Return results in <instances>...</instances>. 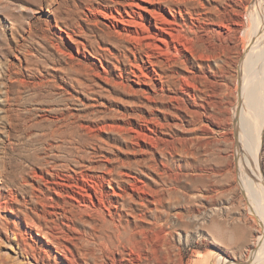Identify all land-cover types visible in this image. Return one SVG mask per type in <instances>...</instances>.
<instances>
[{
	"label": "bare ground",
	"instance_id": "obj_1",
	"mask_svg": "<svg viewBox=\"0 0 264 264\" xmlns=\"http://www.w3.org/2000/svg\"><path fill=\"white\" fill-rule=\"evenodd\" d=\"M238 1L111 0L112 4L105 7L87 1L90 6L87 3L85 5V20L93 22L99 15L108 19L104 38L115 47L102 46L100 40L93 44L91 40L86 42L80 37L76 38L74 30V34L67 35L73 43L68 51L53 43L55 50L65 58V64L71 72V82L68 84L58 80L56 74H52V79L48 81V78L44 80L43 75L40 77L41 83H33L32 87L39 88L50 82L55 93L75 99L86 107L88 100L83 94L97 87L93 83L95 80H103L110 86H121L124 92L127 89L125 87H128L126 83L131 80L128 92L135 94V85L146 101H154V95L160 94L169 100V104L166 102L163 106L170 107V103L174 106L173 103H178L182 94H185L195 106L193 110L188 109L192 116L195 114L196 117L212 119L215 117L214 110L219 106L216 107L212 100L218 94L216 80L222 72L225 73L223 69L230 62L231 41L243 33L247 42H243L241 78L236 87L240 95L233 116L237 130L235 144L240 152L237 151V156L241 157L242 151L245 154L244 158H239L244 171L247 168L251 172L245 171L242 181H247L243 183H246L253 197V207L264 221V178L260 172L261 140L264 134V0H255V7L248 15H244L236 6ZM74 2L78 10V0ZM246 16L248 23L253 22V27L248 24L249 28H245ZM76 29L80 34L86 31L80 21L76 22ZM2 41L0 38V44H3ZM2 51V56H5ZM89 55L98 61L92 60ZM106 57L114 60L111 68L104 61ZM128 79L129 82H126ZM27 82L24 78L18 79L19 87H27ZM76 83L81 86L83 94L76 92ZM10 87H4L6 99L11 92ZM185 106L182 110L186 109ZM49 109L45 108L37 117L53 121L55 126L69 119L70 122L64 123L77 131L79 139L106 144L101 137L99 124L79 119V111L75 112L68 106L62 110ZM121 114L126 115L124 111ZM143 116H139L140 121L136 120V123L128 122L130 117L127 115L128 120L123 124L116 121L103 123L102 126L117 133L126 143L127 152L132 153L136 161L131 157V161L116 160L110 156L119 152L107 154L106 151L100 158L82 156L73 166L65 163L62 168L57 167V161L50 164L42 155L38 162H29L26 169L18 167V184L12 179L0 180V247L6 242L18 255L17 260L8 261L0 253V264H151L152 259L156 260V257L153 258L154 246L166 234V222H162V214L168 199L167 193L170 195L179 189L181 172L199 160L198 149L202 141L195 143L193 139L185 144L188 138L181 136L183 133L180 132V136L186 140L182 142L183 138H174L175 133L169 132L179 127V123L166 122L167 117L164 120ZM196 120L192 118L186 121L189 131L196 130ZM0 127L5 125L2 127L0 124ZM6 132L9 136L10 131ZM173 139H176L177 145ZM96 152L101 150L94 148L91 153ZM178 156L180 160L176 159ZM171 183L174 186H169L168 190L166 185ZM180 218L178 214L177 219ZM33 231L44 240L38 239ZM258 240L257 246L250 250L249 260L245 263L226 261V264H264V234ZM51 255H54L53 261ZM217 264L224 263L218 261Z\"/></svg>",
	"mask_w": 264,
	"mask_h": 264
},
{
	"label": "rangeland",
	"instance_id": "obj_2",
	"mask_svg": "<svg viewBox=\"0 0 264 264\" xmlns=\"http://www.w3.org/2000/svg\"><path fill=\"white\" fill-rule=\"evenodd\" d=\"M87 1L90 3L94 2L93 4L100 3L104 7L112 4L111 0H78L79 9L76 10L74 0H0V38L3 39V44H0V56L2 57H0V124L2 127L5 125L3 128L0 127V158L3 156L0 159V180L12 179L18 184V167L26 169L29 167V162H38L42 155L50 164L57 161V167L62 168H64L62 165L65 163H70L73 166L76 160L82 156L92 157L91 155H93V157L95 156L94 158H100L106 151L107 154L119 152L110 156L111 158L115 157L114 159L116 160H134L132 153L129 154L127 152L126 143L117 136V133H112L102 126L105 123H114L116 121H120L123 124L129 117L128 122L136 123L140 121L139 119L143 115V117L147 115L148 117H159L164 120L167 117L168 120L166 122L171 121L173 124L176 122L180 125L169 131L175 133L176 136L174 135V138L181 136L188 138L186 140L181 137L183 138L182 142L184 139L186 140L184 141L185 144L186 142L188 144V141L193 139L196 141L195 143L202 142L199 144L198 149L199 160L194 162L193 164H196L193 166H186L181 172L182 174H180L181 179L179 181V189L177 188L178 191L176 189L170 195L167 193V201L169 202L166 201L162 214V222H166L164 226L166 230L164 234H166L162 235L163 239L160 237V240L157 241L158 243L156 242L154 246L156 248L155 250L153 249L155 251L153 258L156 257V260L152 259L151 264L153 262L154 264H217L218 261L224 264L227 263L226 261H234L235 263L236 261H244L243 263H245L250 259V250L257 246L259 237L264 234V221L253 207L255 203L247 190V181H242L245 171L247 173L251 172L247 168L244 171V165L240 163L239 158H244L245 156L243 155L245 154L242 151L241 155L242 153L243 155L238 157L239 148L235 144L237 130L233 124L234 111L238 107L240 95L236 87L241 78L240 68L243 61L242 58H244L243 47L247 42V38L241 33L242 36H240L241 34L237 35L230 43L232 48L230 62L223 69L225 73L223 74L222 72L216 80L220 83H217L218 98L216 96L217 99L214 97L212 100L215 101L216 107L217 105L219 106L217 110H214L215 117L212 119H203V116L196 117L195 114L192 116L188 109L193 110L195 106L192 105L193 101L189 100L185 94H182V99L180 98L178 103H173L176 106H173L172 103H170V107L163 106L166 102L169 104V100L160 94L154 95V101H146L144 98L142 99L141 93H138L139 90L137 92L135 85L133 87L135 94L130 90L128 92V87L131 86L132 82L130 79L126 80V82L130 80L129 83H126L128 87L125 85V88H127L125 89L126 93L121 86L114 84L110 86L109 83L103 80H95L93 83L97 84V87H94L96 89H91V91L86 93L81 92L83 91L81 86L76 83V92L84 93L83 95L88 100V105L85 107L75 99H67L64 95L55 93L50 82L39 88H37L38 86L35 88L32 86L33 83H41L42 79L40 80V77L43 75L45 76L44 80L48 78V81H50L52 74H56L60 81H65L68 84L71 82L72 76L69 67L65 64V58L55 50L54 44L59 46L60 49L68 51L70 46L73 45L68 36L74 34V30L76 38L80 37L86 42L91 40L93 44L100 40L102 46L115 47L113 43L106 42L104 38V33L108 29L105 23H109L108 19L99 15L98 18L94 19L95 21L97 20V24L94 23L95 21L85 20L83 12ZM87 4L89 5V3ZM236 6L240 8L244 15H248L252 7H255V0H240ZM81 13L83 16H81ZM77 21H80L86 28L85 33L80 34L79 31L77 33ZM244 21L246 29L253 23H248L247 16ZM17 42L21 45H18ZM9 44H12V49ZM1 50H3L2 52L5 53V56H2ZM90 58L92 60L95 59L93 56H90ZM95 60L98 61L97 59ZM104 61L110 64L111 68V62L114 60L106 57ZM55 62L56 64H54ZM3 68L7 69V71L3 70ZM57 68L58 71L56 70ZM16 72L18 75H16ZM19 78H24L28 81L27 87H19ZM5 85L11 86V92L8 93L7 99L5 97ZM178 90L175 91L179 94ZM127 93L130 96L134 95L130 97ZM179 105L182 107H180L181 109L178 107ZM67 106L75 112H80H78L79 119L99 124L102 133L101 137L105 139L106 144L113 146H110V148L101 141L98 143L94 140L79 139L77 131L72 129L67 123H64L70 122L69 119H65L63 123L55 126V122L37 117L38 113H41L45 108H50L49 110L52 111L67 109ZM172 106L173 108H171ZM184 106L186 109L182 110ZM167 109L170 110L168 111ZM123 111L124 115L126 114V118L121 114ZM115 113L116 119H114ZM149 113L150 115H148ZM151 113H154V115ZM119 114L122 115L123 119L120 118ZM117 115L119 120H117ZM192 118L198 120H196L197 123L195 122L194 129L196 130L189 131L190 127L187 122ZM105 119L107 122H105ZM121 119L124 121L122 122ZM180 123L184 124L181 125ZM184 125L186 128L183 127ZM183 128L185 129L183 130ZM8 130L10 131L9 136H7L6 132ZM180 132L183 135L181 134L180 136ZM190 136L193 137L190 138ZM173 140L176 144V139ZM107 141L110 143H107ZM261 141L260 172L264 178V134ZM184 143L181 144L183 145ZM94 148L101 150V152L92 154L91 152H93ZM120 149L122 150L121 152ZM123 150L128 154H124ZM157 155L160 158V155ZM176 159L180 160L181 157L179 158L178 156ZM202 169L204 172L201 171ZM169 186L172 188L174 184H167L166 188L168 187V190ZM165 211H167L166 215L168 214V216L165 215ZM178 214L183 219H177ZM33 233L38 239L44 240L35 231ZM0 251L3 258L8 261L18 257L14 248L6 242L2 243ZM54 255H57V253L54 252ZM54 255L50 256L51 261H53ZM158 256L159 258H157Z\"/></svg>",
	"mask_w": 264,
	"mask_h": 264
}]
</instances>
